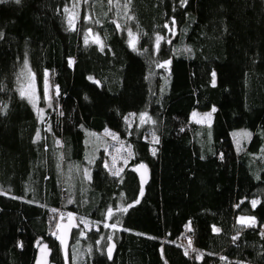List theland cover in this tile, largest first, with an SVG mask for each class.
<instances>
[{
  "label": "trees",
  "instance_id": "obj_1",
  "mask_svg": "<svg viewBox=\"0 0 264 264\" xmlns=\"http://www.w3.org/2000/svg\"><path fill=\"white\" fill-rule=\"evenodd\" d=\"M27 62L42 106L47 74L54 90L43 118L19 92ZM86 129L130 160L113 175L101 151L83 207L64 206L62 156L86 164ZM61 210L97 227L74 231L69 264L73 247L83 264H264V0H0V264L37 239L65 264Z\"/></svg>",
  "mask_w": 264,
  "mask_h": 264
},
{
  "label": "rangeland",
  "instance_id": "obj_2",
  "mask_svg": "<svg viewBox=\"0 0 264 264\" xmlns=\"http://www.w3.org/2000/svg\"><path fill=\"white\" fill-rule=\"evenodd\" d=\"M69 13L73 21H76L78 17V2L75 1L69 8ZM188 30L185 29L184 32ZM188 49L184 44L178 45L177 52H187ZM165 69L168 68V63L163 65ZM44 90V106L41 105V97L38 92L35 78L29 66V63L25 65V68L21 74L19 92L20 95L25 98L30 105L34 108L40 118L45 115L46 108L52 103L54 97V90L52 89L51 80L49 75H46ZM215 109L208 112L193 111L191 114V121L197 124L209 125L212 121ZM145 122L149 123L147 119ZM49 130V126H46ZM231 137L233 144L237 150H242L251 141L252 132L246 128H237L231 131ZM148 142L155 147L156 137L149 133L147 136ZM56 146L62 147V141L56 140ZM103 151L105 156V167H107L113 175H119L123 169L128 165L130 160L129 147L121 142L118 137L111 131H104L103 133L92 132L88 129L85 130V154L84 162L82 164L79 161L73 159L72 154H67L65 160L62 156V178L67 188V197L65 198L64 206L75 204L76 202L83 207L81 200L89 195L88 184L91 181L92 171L90 164L99 156L100 152ZM258 200L254 201L257 204ZM70 217H76L77 215L68 210H61L57 217L54 233L58 236V227L61 223L67 222ZM91 228L97 229L96 226L91 223L81 220L79 221V236H84L87 230ZM215 230H218L215 227ZM40 244V240L29 241L25 252L23 253V264H32L35 256V250ZM71 247V245H70ZM71 264H83L82 255L77 252L76 248L71 250Z\"/></svg>",
  "mask_w": 264,
  "mask_h": 264
},
{
  "label": "water",
  "instance_id": "obj_3",
  "mask_svg": "<svg viewBox=\"0 0 264 264\" xmlns=\"http://www.w3.org/2000/svg\"><path fill=\"white\" fill-rule=\"evenodd\" d=\"M134 171L139 178L141 195H143L147 182L150 179L149 169L145 164H139L135 167ZM78 228L79 222L76 217H70L67 222L61 223L58 227V239L65 264H69L72 235ZM116 248V243L113 240H111L106 247V255L110 262L113 261ZM32 264H51V251L45 244L37 247Z\"/></svg>",
  "mask_w": 264,
  "mask_h": 264
},
{
  "label": "snow or ice",
  "instance_id": "obj_4",
  "mask_svg": "<svg viewBox=\"0 0 264 264\" xmlns=\"http://www.w3.org/2000/svg\"><path fill=\"white\" fill-rule=\"evenodd\" d=\"M20 2V0H16V3H19ZM218 231V230H217Z\"/></svg>",
  "mask_w": 264,
  "mask_h": 264
},
{
  "label": "built area",
  "instance_id": "obj_5",
  "mask_svg": "<svg viewBox=\"0 0 264 264\" xmlns=\"http://www.w3.org/2000/svg\"><path fill=\"white\" fill-rule=\"evenodd\" d=\"M253 224L256 226L257 225V222H254Z\"/></svg>",
  "mask_w": 264,
  "mask_h": 264
}]
</instances>
